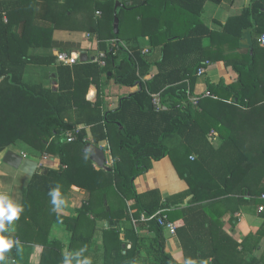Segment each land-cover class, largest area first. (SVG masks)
<instances>
[{"label": "trees", "instance_id": "16d2710c", "mask_svg": "<svg viewBox=\"0 0 264 264\" xmlns=\"http://www.w3.org/2000/svg\"><path fill=\"white\" fill-rule=\"evenodd\" d=\"M205 1L123 0V6L117 11L119 31L115 34L112 30L114 0H82L80 6L68 5L59 0H0V151L7 145L24 141L40 152L54 151L64 166L58 169L44 168L33 174L26 191L49 194L51 189L59 186L64 196L69 186L75 184L92 194L101 187H113L114 181L116 189L125 198L133 199L136 210L150 215L162 207L176 204L190 192L194 194V203L209 198L198 194L197 190L203 184L215 192L211 195L214 198L234 192V184L241 182L238 191L244 197L240 200L260 202L264 192V184L261 183L264 176V149L255 156L254 161L251 160L231 140L226 129L246 124L247 118L251 117L247 116L249 111L243 109L247 107L252 113L249 126L264 127V79L258 75L255 61L260 45L256 35L264 31V0H252L251 5L240 14L229 17L219 33L209 29L200 20ZM96 9L102 11L98 23L107 21V35L90 18ZM126 11L137 18L134 35L149 36L152 46H160V58L151 61L138 49L128 52L122 48L116 50L115 54L105 55L104 68L116 70L114 80L117 84H138L136 91L119 98L115 108L102 110L99 91L94 102L86 98L91 83L99 89L97 78L104 69H100L94 61L59 64L56 69L57 91L45 88L42 84L23 81L26 64L50 65L56 60L55 57L31 55L28 48L50 46L57 30L81 31V28H86L98 31L100 39L124 38L121 18ZM77 13H82V16L73 19ZM72 19L80 28L71 25ZM245 31L249 32L248 35ZM206 36L221 45L239 49L234 54L223 56L225 60L232 59L228 64L237 73V80L228 84L222 80L216 84L207 81L209 94L231 98L232 104L226 106L221 100L199 95V108L196 109L188 97L193 94L197 70L203 65V59H210L212 53L202 46V39ZM119 54L122 57L118 60ZM152 64L157 66V72L142 80L141 77ZM153 94L160 97L163 104L161 109L155 108ZM71 108H74V120H65L64 113ZM78 125L81 128L73 134L76 148L71 149L70 143L56 140L55 136L61 130L73 131ZM201 127H207V130L215 127L223 134V141L217 149L207 142L205 130ZM86 128L90 130L93 143L104 139L109 141L114 159L112 171L94 168L86 153H83L82 147L87 141ZM173 134L180 136L189 150L197 155L198 163L205 167L217 184H195L189 179L188 190L168 196L163 204L158 189L136 193L132 179L146 172L153 160L168 154L169 149L164 141ZM247 168L250 169L248 172H254L257 179L245 181ZM103 197L106 198V193ZM176 211L182 214L195 211L199 214L196 223L184 215L185 225L195 223L203 226L207 221L209 227L197 229L190 241L184 236V225L182 228L176 227L186 258L184 263H177L164 251L162 227L152 221L156 230L151 248L153 264H186L189 260L192 264H264V257L252 255L244 260L240 258L246 241H252V253L258 248L264 237V222L255 235L246 238L241 250L233 249L241 243L233 242L223 232L221 243L207 245L210 250L206 253L205 243L201 239L208 235L212 237L209 215H202L206 206L199 203L173 209L169 212L170 216ZM135 213L134 217L137 216ZM108 232L112 242L121 243L114 227L109 228ZM127 232L131 236L135 234L132 229ZM62 247L57 240L44 236L40 264H62ZM15 249L14 246L6 254L8 260H14ZM230 252L232 255H229ZM118 253L120 250L116 255ZM233 255L237 256L233 258ZM125 256L130 260L129 253ZM209 257L212 259L207 261ZM127 264L131 262L127 261Z\"/></svg>", "mask_w": 264, "mask_h": 264}, {"label": "crops", "instance_id": "0c3cea01", "mask_svg": "<svg viewBox=\"0 0 264 264\" xmlns=\"http://www.w3.org/2000/svg\"><path fill=\"white\" fill-rule=\"evenodd\" d=\"M251 1L220 0L219 2H213L206 0L200 14V20L209 29L219 33L223 30L227 19L240 14L245 8L251 5ZM59 2L80 6L82 0H59ZM81 16L82 13H77L73 19L80 18ZM101 17L102 11L96 9L90 18L91 20L93 19V22L97 26L99 25L100 31L107 35V21L102 24L98 23ZM73 19L71 25L80 28ZM4 20L6 21L5 17ZM121 21L122 31L124 32L123 29H127L128 32L127 34L124 32V38L106 37L100 39L98 31H90L86 28H81V31L57 30L53 40H51L50 46L30 47L28 48V53L31 55L56 58L57 53L66 52L77 57V62L74 64L94 61L100 69H103L106 66V61L103 59L104 64L102 65L99 63L98 57L101 53H109V49L114 47L113 45L115 44V46L119 47V50L122 48L123 51L130 52L133 49H138L141 54L143 49L148 48L149 52L143 55L149 57L151 61L158 60L160 58V46H152L147 35H134L133 29L137 22L136 16L126 11L122 14ZM262 27L264 28V22L262 23ZM248 33L246 32L245 34L248 35ZM262 35H264V31L256 35L258 42L259 37ZM259 44L258 50L256 51L257 56L255 57L256 70L258 75L264 79V50H262L264 49V45L260 42ZM202 46L205 50H211L212 53L210 59H203V65L199 67V69H204V71L198 74L197 70L193 94L188 97L190 103L198 109L197 102L200 97L199 95H203V97L221 100L226 106L227 104H232L231 98H220L214 94H209L207 81L214 84L221 80L226 84L235 82L237 80V73L228 64L232 59L225 60L223 56L234 54L239 49L221 45V43L213 40L210 36L202 39ZM79 53H86L87 59H80L78 57ZM121 57L122 54H119L117 59L119 60ZM59 64L56 60L55 63L53 62L50 65L26 64L23 81L31 84H42L45 88L57 91L58 76L56 69ZM156 72L157 66L152 64L148 72L141 79H148ZM115 74V69L108 70L104 68L97 78L99 89L94 83H91L89 88H87L86 98L91 102L96 100L99 91L102 110L115 108L120 97L128 96L138 89V84L134 86L117 84L114 80ZM192 97L197 98L196 103L191 101ZM74 105L75 103L73 107H75ZM243 109L249 111L247 116H251L247 118L246 124L243 127H228L229 129L226 127V130L231 140L235 141V144H237L241 151L254 161L255 156H258L260 151L264 149V127H250L249 124L251 125L252 118V113H250L251 109L248 107ZM64 117L65 120H74V108L66 111ZM80 128L81 125H78L73 131L61 130L59 135L55 136L56 140L70 143L71 149L76 148L73 142V134ZM201 128L205 130V139L207 142L213 149H217L223 141V134L221 135L220 130L215 127H210L208 130L207 127ZM86 132V143H93L90 140L92 136L89 128H86ZM68 136L72 137L71 141L67 140ZM164 142L169 149L168 154L158 160H153L146 172L132 179V186L136 193H142L150 189H158L161 194V202L164 204L168 196L188 190L189 179L195 184H217L216 180L210 177V174L205 170V167L198 163L197 155L189 150L180 136L177 134L170 135L166 137ZM95 145L99 146L105 153L106 168L98 167L89 159V154L86 153L93 167L104 171H112L114 159L110 152L109 141L107 139L100 140ZM8 149L21 154L23 157L36 161L41 170L44 168L58 169L64 166L54 151L40 152L33 148L31 144L24 141H17L7 145L0 151V191L7 193L14 202L23 206V211L19 219L13 221L12 225L9 226L12 229L10 233L11 237L20 241L19 249L17 247L15 249L14 260H9V264H40L44 248V236L61 243L63 245L61 249L62 254L70 250L74 251L85 247L87 249L85 255L92 258L93 264H127V261L131 262V264L154 263V255L151 252V248L153 240L156 237V230L152 223L153 220L142 219V213L133 207V199L125 198L116 189L114 181L112 182L113 187L107 185L106 188L101 187L93 191L92 194L85 188L72 184L63 196L65 199L63 209L61 211H53L49 194L26 191L31 176L3 162L4 153ZM248 169H245V181L252 182L257 177L254 176V172H248ZM239 183L234 184V192L232 191L226 196H215L214 198L211 195L215 192H212V189L206 188L204 186L205 184H203L198 188V194L210 196L209 198L198 200L197 203H194V194L190 192L179 199L176 204L160 209L162 210V214L174 223L175 227L182 228L184 225V236L190 241L196 235L195 232L197 229L209 227L208 222L205 221L203 226L195 224L196 218L199 216L195 211L187 214L176 211L171 215L172 217L169 212L173 209H180L189 205L204 204L206 211H202L204 212L202 215L204 217H208L209 215V223L212 230V237L208 235V239H201L205 243L204 248L206 250L204 251L207 253L210 250V247L207 245L221 243L223 232L233 242L241 243V245L233 248L241 250V246L246 238L249 235H255L263 225L264 211L259 212L257 207L260 204L264 205V198L260 196V202L258 203L250 199L248 201L240 200L244 196L238 191L240 187ZM261 183L264 184V176L261 179ZM104 193H106V198L103 197ZM134 212L137 213L136 217H134ZM184 215H188V219L195 223L185 225ZM111 227H114L118 231V237L121 243L112 242V239L109 238L110 233L108 231ZM128 229L134 231V236L128 234ZM162 235L165 253L169 254L177 263H184L186 260L185 253L177 235V230H175L174 234H170L166 229L162 228ZM107 239L108 242H105ZM229 244L231 245V241H229ZM243 247L244 251L241 250L242 252H240V258L242 260L252 255L257 258L264 257V237L261 238L258 248L253 253L251 252L252 241H246ZM110 250L112 254H110ZM118 250H120V254L118 253L116 255ZM128 253L130 260L125 256ZM229 255H232V253L230 252ZM235 256L237 255H233L232 257L235 258ZM211 259L209 257L207 261Z\"/></svg>", "mask_w": 264, "mask_h": 264}, {"label": "clouds", "instance_id": "9594fccd", "mask_svg": "<svg viewBox=\"0 0 264 264\" xmlns=\"http://www.w3.org/2000/svg\"><path fill=\"white\" fill-rule=\"evenodd\" d=\"M53 211H61L65 205L60 187L57 186L49 191ZM23 211V206L14 202L10 196L0 191V264H9L6 256L14 246L19 249L20 241L11 237L12 231L10 225L13 221L19 219ZM87 249L81 247L79 250H70L63 254L62 264H93L90 256L85 255ZM186 264H192V261H187Z\"/></svg>", "mask_w": 264, "mask_h": 264}, {"label": "water", "instance_id": "95a60500", "mask_svg": "<svg viewBox=\"0 0 264 264\" xmlns=\"http://www.w3.org/2000/svg\"><path fill=\"white\" fill-rule=\"evenodd\" d=\"M122 1L117 0L114 4V16H113V33L117 34L119 31V18L117 16V10L119 7H122ZM78 57L82 60L87 59L86 53H79ZM83 152L89 154V159L95 163L98 167L106 168L105 166V153L97 145L87 142L83 146ZM3 162L11 166L14 169L19 170L20 172L32 176L34 173H39L41 169L38 167L36 161L23 157L21 154L8 149L4 153Z\"/></svg>", "mask_w": 264, "mask_h": 264}, {"label": "built area", "instance_id": "2783aa9c", "mask_svg": "<svg viewBox=\"0 0 264 264\" xmlns=\"http://www.w3.org/2000/svg\"><path fill=\"white\" fill-rule=\"evenodd\" d=\"M259 42L264 45V35L259 37ZM114 47H111L109 49V53L115 54L116 50L119 48L117 46H115V44L113 45ZM149 52L148 48H145L142 50V54H147ZM107 53H101L98 57V61L100 64H104V57ZM56 61L59 62L60 64H74L77 62V57H74L73 55H70L66 52H59L56 54ZM204 71V69H198V74L202 73ZM208 94V93H207ZM152 102L154 104V106L156 107V109H161L163 107V104L160 101V97L158 96V94H153L152 95ZM191 101L196 103L197 98L196 97H192ZM68 141L72 140L71 136H68L67 138ZM261 198H264V193L261 194ZM257 210L259 212L264 211V205L260 204L257 207ZM141 218L144 220H153L156 221L157 224L159 226H161L163 229H166L170 234H174L176 227L174 225V223H172L171 221H169L164 214H162V210L159 209L157 210L155 213L150 214V215H145L142 213Z\"/></svg>", "mask_w": 264, "mask_h": 264}, {"label": "rangeland", "instance_id": "374dc122", "mask_svg": "<svg viewBox=\"0 0 264 264\" xmlns=\"http://www.w3.org/2000/svg\"><path fill=\"white\" fill-rule=\"evenodd\" d=\"M117 0H114V4H115V2H116ZM124 30V32L127 34L128 32H127V29H123Z\"/></svg>", "mask_w": 264, "mask_h": 264}]
</instances>
